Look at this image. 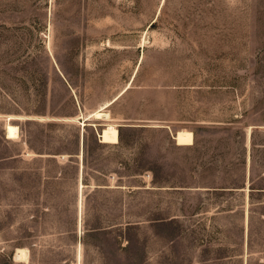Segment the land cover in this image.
<instances>
[{
    "label": "rangeland",
    "instance_id": "rangeland-1",
    "mask_svg": "<svg viewBox=\"0 0 264 264\" xmlns=\"http://www.w3.org/2000/svg\"><path fill=\"white\" fill-rule=\"evenodd\" d=\"M0 264H264V0H0Z\"/></svg>",
    "mask_w": 264,
    "mask_h": 264
},
{
    "label": "bare ground",
    "instance_id": "bare-ground-1",
    "mask_svg": "<svg viewBox=\"0 0 264 264\" xmlns=\"http://www.w3.org/2000/svg\"><path fill=\"white\" fill-rule=\"evenodd\" d=\"M128 87H130V86H128ZM125 91V90H124ZM124 91H122V93L124 92ZM121 93V94H122ZM120 94V95H121ZM119 95V96H120ZM118 96V97H119ZM118 97H116V98H114L113 100H111L110 102H108V103H106L102 108H100L99 110H96L95 112H93L92 114H90V116H89V118H88V120L90 119V118H94V119H101V118H103V119H108V118H110V114H109V112L107 111L108 110V107L110 106V105H112L117 99H118ZM17 118L16 117H12V116H8V118H7V121H6V124H5V134H6V137L8 138V139H18L19 137H20V128H19V126L17 125V124H13L12 123V120H16ZM81 119V118H80ZM84 119V118H83ZM85 121L86 120H84V122H82V125L84 126V124H85ZM87 126V125H86ZM85 127V126H84ZM102 135V133H99V136H101ZM173 138H174V135H173ZM83 188H84V184L83 183H81V189H80V192H81V198H80V200H81V209H83ZM80 223H82V214H81V222Z\"/></svg>",
    "mask_w": 264,
    "mask_h": 264
},
{
    "label": "trees",
    "instance_id": "trees-1",
    "mask_svg": "<svg viewBox=\"0 0 264 264\" xmlns=\"http://www.w3.org/2000/svg\"><path fill=\"white\" fill-rule=\"evenodd\" d=\"M86 124H87V123H86V121H85V126H86ZM103 130H104V129H103ZM103 130H102V132H103ZM100 139H101V141L103 142V139L101 138V136H100Z\"/></svg>",
    "mask_w": 264,
    "mask_h": 264
}]
</instances>
